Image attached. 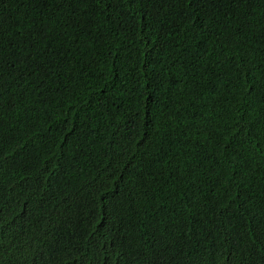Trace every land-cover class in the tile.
Masks as SVG:
<instances>
[{
	"label": "trees",
	"instance_id": "obj_1",
	"mask_svg": "<svg viewBox=\"0 0 264 264\" xmlns=\"http://www.w3.org/2000/svg\"><path fill=\"white\" fill-rule=\"evenodd\" d=\"M0 264H264V0H0Z\"/></svg>",
	"mask_w": 264,
	"mask_h": 264
}]
</instances>
